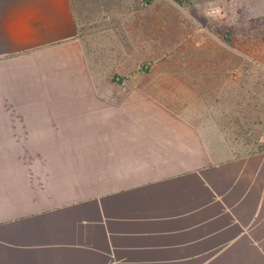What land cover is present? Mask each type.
<instances>
[{
    "label": "crops",
    "instance_id": "0c3cea01",
    "mask_svg": "<svg viewBox=\"0 0 264 264\" xmlns=\"http://www.w3.org/2000/svg\"><path fill=\"white\" fill-rule=\"evenodd\" d=\"M217 72L101 75L72 0H0V264H264V146L224 142Z\"/></svg>",
    "mask_w": 264,
    "mask_h": 264
},
{
    "label": "rangeland",
    "instance_id": "374dc122",
    "mask_svg": "<svg viewBox=\"0 0 264 264\" xmlns=\"http://www.w3.org/2000/svg\"><path fill=\"white\" fill-rule=\"evenodd\" d=\"M72 3L96 72L111 71L117 77L125 70H169L190 84V70H224L223 76L217 72L214 77L212 99L224 142L236 151L264 146V13L256 12L263 1ZM229 71L234 76H226ZM203 87L209 88L205 83Z\"/></svg>",
    "mask_w": 264,
    "mask_h": 264
},
{
    "label": "trees",
    "instance_id": "16d2710c",
    "mask_svg": "<svg viewBox=\"0 0 264 264\" xmlns=\"http://www.w3.org/2000/svg\"><path fill=\"white\" fill-rule=\"evenodd\" d=\"M150 1V0H149ZM150 3V2H149ZM232 30H233V26L231 25V26H229V31H227L230 35L232 34ZM219 31V34H223V38H225L226 39V35L224 34V32H222V31H220V30H218ZM231 38H234V40L235 39H237V36L236 37H234V36H231ZM231 38H227V39H231Z\"/></svg>",
    "mask_w": 264,
    "mask_h": 264
}]
</instances>
